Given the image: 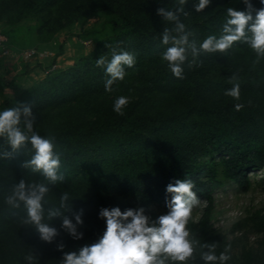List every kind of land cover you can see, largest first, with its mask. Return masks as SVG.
<instances>
[{"label":"trees","instance_id":"1","mask_svg":"<svg viewBox=\"0 0 264 264\" xmlns=\"http://www.w3.org/2000/svg\"><path fill=\"white\" fill-rule=\"evenodd\" d=\"M192 3L189 0L186 4L188 15H181V20L198 42L208 35L221 34L228 7L245 9L242 0H212L203 12L196 13ZM252 4L256 9L264 7L259 0H252ZM167 6L173 7L174 0H0V13L12 32L18 30L26 15L35 12L43 15L38 34H51L89 12H100L105 14L112 34L77 59L71 69L48 75L21 96L3 101L0 110L29 104L36 114L34 130L43 137L55 138L54 150L60 154L65 180L50 186L47 206L58 205L61 193L67 191L75 211H90L109 199L134 201L148 213L153 203H162L168 211L166 186L187 177L195 182L197 195L206 201L198 223L190 225L191 234L200 243H216L219 255L226 237L216 233L210 223L212 194L225 182L247 191L248 173L264 167V104L251 99H223L208 105L189 104L171 113H150L142 110L139 98L130 96L121 115L113 111L119 81L112 85V91H106V74L96 65L101 55L110 60L115 48L135 55V65L125 66L126 76L136 74L135 81L144 76L152 85L163 82V86L177 87L182 80L188 92L200 87L219 92L231 88L233 82L206 77L209 69H204V63L211 60L210 53H202L195 60L189 56L183 65V78L173 76L167 63L145 69L162 59V52L170 46L161 44L160 34L171 25L157 15L159 7ZM233 46L248 47L241 42ZM238 83L249 84L245 80ZM238 103L243 107L236 110ZM29 149L30 145H25L13 153L0 138V264H28V255L36 257L35 264H60L63 252L95 243L105 226L94 222L88 230L79 229L83 232L80 240L61 230L56 241L46 243L35 229L22 223L23 207L10 208L5 197L21 179H43L22 167L31 158ZM255 218L263 229L264 216ZM51 224L59 229L61 220L54 218ZM57 243L65 245L63 251L57 249ZM244 255L250 262V254Z\"/></svg>","mask_w":264,"mask_h":264},{"label":"clouds","instance_id":"2","mask_svg":"<svg viewBox=\"0 0 264 264\" xmlns=\"http://www.w3.org/2000/svg\"><path fill=\"white\" fill-rule=\"evenodd\" d=\"M189 0H174L173 7H159L157 15L166 25L160 34L162 45L168 46L162 52V61L176 78H183V65L189 56L195 60L202 53L225 52L235 42L245 43L256 53L258 63L264 58V7L254 8L252 0H242L244 10L227 8V18L222 25L221 34L208 35L202 41L194 39L181 20L187 16L185 10ZM212 0H193L196 13L203 12ZM264 5V0H259ZM254 13V15H253ZM136 57L128 51H112L111 59L101 55L96 59L97 67H103L107 79L105 90L112 91V85L123 81L126 76L125 66L132 68ZM233 86L225 90V95L236 100L240 97L238 77L232 76ZM129 98L119 96L113 104V111L123 114ZM236 104V110L242 108ZM36 114L29 104H16L14 107L0 110V138H3L14 153L30 145L31 158L23 162L22 167L43 179L27 181L21 179L13 185L5 197V203L12 209H24L22 223L35 229L42 241L53 243L66 232L72 239L80 240L83 232L79 228L84 224L83 209H73L70 194L62 192L58 205H48L50 186L65 180L60 171V154L55 151V138L43 137L34 130ZM11 155V153H7ZM195 182L190 178L177 179L166 186L170 199L166 200L168 211L153 218L143 206L121 210L120 207L99 210V218L105 221L102 236L93 244L84 245L78 251L63 252L60 264H188L198 258L203 264H227L231 260V245L217 255L216 243H200L188 228L193 209L201 205V198L194 191ZM47 206V207H46ZM71 213V215H69ZM54 218L61 220L60 228L52 226ZM65 245L57 243V249L63 251ZM28 264H35L36 257H25Z\"/></svg>","mask_w":264,"mask_h":264},{"label":"rangeland","instance_id":"3","mask_svg":"<svg viewBox=\"0 0 264 264\" xmlns=\"http://www.w3.org/2000/svg\"><path fill=\"white\" fill-rule=\"evenodd\" d=\"M42 17L43 15L37 12L28 14L17 25L18 30L12 32L13 30L4 22V14L0 13V35L7 39L6 43L0 46V91L9 90L11 93L3 101L19 97L32 86L45 80L38 73H34V77L29 78L25 71V63L28 61L24 58V52L35 49L36 51L48 50L52 53L66 36H74L78 41L76 46L72 47L73 59L76 62L80 57L91 53L100 43L112 37L110 28L106 26L107 18L100 12H89L66 28L51 34L36 32L37 27L41 25ZM84 42H89V44L84 45ZM246 49L253 53H249L244 47L236 48V46L223 53H210L211 60L204 63V69H209L206 77L233 82L231 78L235 74L238 82L242 80L249 82L248 85L240 86L239 99H251L264 104V58L254 63L256 53L250 47ZM47 58H44L42 62ZM165 63L159 59L156 63L147 65L145 69L151 70L153 65L161 66ZM135 78L136 74L126 76L123 81L117 83L114 92L118 97L139 98L142 110L150 113L161 111L171 113L189 104L208 105L223 99H234L225 95V91L219 92L213 88L200 87L188 92L182 80L177 87H168L163 86L165 84L163 82L159 85H152L146 78L136 79V81ZM214 160H218V155L214 156ZM248 176L250 186L247 191H241L232 182H225L212 194L214 203L210 223L216 233L226 237L222 251L226 245H231V260L227 264H264V228L260 229V224L255 218V216H264V167L250 171ZM201 201V205L193 209L188 228L198 223L203 213L206 201L202 198ZM117 206L122 211L138 207L134 201L118 203L109 199L96 206L95 209L83 211L84 224L79 229L88 230L94 222L105 226V221L98 216L99 210L103 207ZM166 212L162 203L155 202L148 214L156 218ZM245 253L250 254V262L246 259ZM196 255L197 259L190 260L188 264H203L198 254Z\"/></svg>","mask_w":264,"mask_h":264},{"label":"crops","instance_id":"4","mask_svg":"<svg viewBox=\"0 0 264 264\" xmlns=\"http://www.w3.org/2000/svg\"><path fill=\"white\" fill-rule=\"evenodd\" d=\"M77 43L78 41L75 40L74 36H66V38L62 40V43H60L59 46H56L54 48V52H52V57L45 59L44 60L45 62L40 61L37 63L36 60L26 62L25 71L27 72V75L29 76V78L30 76H33L34 73L40 72L42 69H45L51 63H54V62H56L59 65L61 71L71 69L75 64L74 63L75 59H73L74 53H73L72 47L74 48V46H76ZM8 95H11L9 90H5L4 92L0 91V103L6 97H8Z\"/></svg>","mask_w":264,"mask_h":264},{"label":"built area","instance_id":"5","mask_svg":"<svg viewBox=\"0 0 264 264\" xmlns=\"http://www.w3.org/2000/svg\"><path fill=\"white\" fill-rule=\"evenodd\" d=\"M6 41L7 39L0 35V46L4 45ZM87 44H89V42H84V45H87ZM23 55L26 61L36 60L38 62L42 61L44 58L52 57V53L48 50L36 51L35 49H30L29 51L24 52ZM58 70H60V67L56 62H54V63H51L45 69H42L40 72H38V74L39 76L46 78L48 75Z\"/></svg>","mask_w":264,"mask_h":264}]
</instances>
